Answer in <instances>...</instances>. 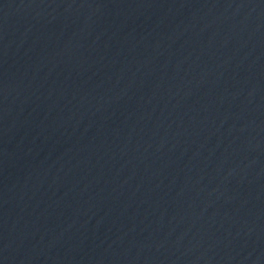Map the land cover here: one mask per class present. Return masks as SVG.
<instances>
[{
	"label": "water",
	"instance_id": "obj_1",
	"mask_svg": "<svg viewBox=\"0 0 264 264\" xmlns=\"http://www.w3.org/2000/svg\"><path fill=\"white\" fill-rule=\"evenodd\" d=\"M0 264H264V0H0Z\"/></svg>",
	"mask_w": 264,
	"mask_h": 264
}]
</instances>
